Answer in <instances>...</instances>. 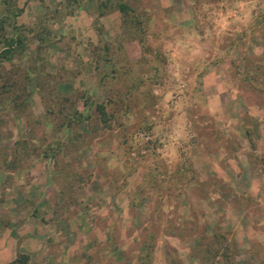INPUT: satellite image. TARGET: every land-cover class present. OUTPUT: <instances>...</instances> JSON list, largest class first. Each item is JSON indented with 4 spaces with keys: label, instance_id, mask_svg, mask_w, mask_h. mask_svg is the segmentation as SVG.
I'll list each match as a JSON object with an SVG mask.
<instances>
[{
    "label": "rangeland",
    "instance_id": "1",
    "mask_svg": "<svg viewBox=\"0 0 264 264\" xmlns=\"http://www.w3.org/2000/svg\"><path fill=\"white\" fill-rule=\"evenodd\" d=\"M4 47L0 264H264V0H0Z\"/></svg>",
    "mask_w": 264,
    "mask_h": 264
},
{
    "label": "trees",
    "instance_id": "2",
    "mask_svg": "<svg viewBox=\"0 0 264 264\" xmlns=\"http://www.w3.org/2000/svg\"><path fill=\"white\" fill-rule=\"evenodd\" d=\"M119 8L120 9H124V5L123 4H119ZM18 39V38H17ZM19 40V39H18ZM8 44H10L9 42H8ZM9 54H10V48H7V47H4V48H1L0 49V55L3 57H6V56H9ZM98 109H99V111L100 112H102L103 113V110H102V108H100L98 105L96 106Z\"/></svg>",
    "mask_w": 264,
    "mask_h": 264
}]
</instances>
